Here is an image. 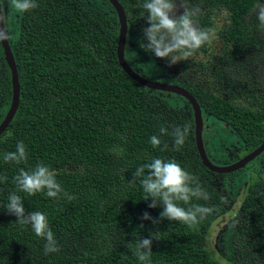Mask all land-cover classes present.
<instances>
[{
	"label": "trees",
	"instance_id": "trees-1",
	"mask_svg": "<svg viewBox=\"0 0 264 264\" xmlns=\"http://www.w3.org/2000/svg\"><path fill=\"white\" fill-rule=\"evenodd\" d=\"M35 2L38 7L23 13L16 41L8 40L19 97L12 119L0 134V177H7L0 181V264H142L134 249L145 238L152 239L150 264H231L216 259L218 249L208 241L207 231L216 217L232 209L215 186L217 176L232 172L214 173L201 164L187 102L182 98L189 113L171 108L155 90L125 75L115 57L117 31L110 24L75 8L70 0ZM118 2L126 16L128 2ZM134 2L135 9L147 15L142 8L145 0ZM201 2L224 9L226 25L218 33L221 40L234 48L250 43L246 20L255 4H264V0ZM212 12L206 10L196 17L199 28H211ZM6 70L2 100L9 105L7 66ZM163 82L185 88L201 112L228 125L243 143L242 155L264 141V110L237 106L176 77L168 76ZM185 124L190 128L188 143L177 151L174 138L162 135L160 129L171 133ZM153 135L161 139L159 147H152ZM18 142L25 144L27 160L5 162L3 156L14 152ZM156 158L179 163L195 177L191 186L199 184L210 197H193L188 204L177 202L178 206L201 205L213 211L188 226L161 218L162 205L150 208L152 201L145 200L142 177L133 174ZM38 163L55 172L62 188L57 198L18 190L13 178L21 168L30 171ZM243 190L241 212L237 214L236 209L232 221L236 232L246 233V240L235 239L233 245L243 242L245 251L258 252V263L264 264V182L249 175ZM12 193L21 196L26 214L39 211L46 215L58 252L45 255L46 241L35 235L31 225L17 223L7 212ZM145 212L152 219L143 220Z\"/></svg>",
	"mask_w": 264,
	"mask_h": 264
},
{
	"label": "rangeland",
	"instance_id": "rangeland-1",
	"mask_svg": "<svg viewBox=\"0 0 264 264\" xmlns=\"http://www.w3.org/2000/svg\"><path fill=\"white\" fill-rule=\"evenodd\" d=\"M77 9L86 11L91 16L105 21L117 31L116 15L106 0H70ZM129 4L126 14L127 31L124 45V57L129 66L143 77L163 82L168 76L176 77L190 87L211 92L220 97L234 101L237 106L253 110H264V27L257 18L256 3L247 17L246 27L250 35V43L241 47H232L221 40L218 33L226 25L224 9L215 6H204L201 0H174L177 15L185 9H199L198 15L210 13L211 28L215 30V38L206 43L202 51L195 52L186 60L170 64L166 59L157 58L154 53L145 51L140 45L146 44L142 29L148 27L147 15L137 11L134 0H125ZM1 9L8 11L7 27L12 33L14 43L21 31L23 14L11 11L7 0H0ZM196 24V22H195ZM197 26V24H196ZM170 59V58H169ZM6 63L0 50V115L7 111L8 104L3 102L2 91H6L3 82L6 76ZM156 91V90H155ZM157 96L166 99L168 106L185 113L190 109L178 95L156 91ZM181 98V99H180ZM166 109L164 110V112ZM202 116V142L208 158L217 165H226L240 157L243 143L241 139L223 122L205 112ZM188 143L186 138L184 145ZM183 145V146H184ZM264 182V151L241 169L215 178L216 190L226 206H232L227 213L216 217L208 227V241L211 239L213 248L218 249L216 259L231 264H260L258 252H246L242 244L234 246L233 241L246 240V233L235 231L233 213L238 209L244 198L248 177ZM243 187V188H241ZM233 220V221H232ZM214 241V242H213ZM214 255V253L212 254Z\"/></svg>",
	"mask_w": 264,
	"mask_h": 264
},
{
	"label": "clouds",
	"instance_id": "clouds-1",
	"mask_svg": "<svg viewBox=\"0 0 264 264\" xmlns=\"http://www.w3.org/2000/svg\"><path fill=\"white\" fill-rule=\"evenodd\" d=\"M7 3L11 11L16 14H23L38 7L35 0H7ZM142 8L147 13L148 27L142 29L147 43H142L140 46L145 51L154 53L157 58L168 60L170 64L188 59L203 45L215 38L214 29H201L196 26L194 17L199 9H185L177 15L174 0H145ZM257 18L260 25L264 27V5L258 7ZM7 23L8 11L0 9V42L12 39V33L6 26ZM189 131L187 124L183 127H174L171 133H168L165 128L160 129L162 135L170 134L174 138V148L177 151L184 145ZM150 143L153 148L159 147L161 139L153 135ZM164 147L166 148L167 145ZM119 151L122 152L123 149ZM3 160L16 164L25 162L27 160L25 144L18 142L16 150L6 153ZM145 169H147V174H145ZM133 176L142 177L140 183L146 194L145 200L151 198L152 201L148 206L150 208H155L158 204L163 206V211L160 213L161 218L192 226L213 211L211 207L201 205H193L188 209L178 206L177 202L188 204L193 197L203 200H208L210 197L199 184L195 187L191 186L195 182V177L174 160L164 161L156 158L151 163L137 168ZM13 179L18 190L30 196L44 192L49 198H57L62 192L60 184L55 179V172L42 163H38L30 171L21 168L19 174ZM6 180V176L0 177V181ZM6 210L17 218V223L31 225L35 235L46 241L45 255L59 251L45 214L39 211L26 214L21 196L15 193L9 195ZM142 219L152 218L145 212ZM151 244V238L141 239L134 249V255L142 264H150Z\"/></svg>",
	"mask_w": 264,
	"mask_h": 264
},
{
	"label": "water",
	"instance_id": "water-1",
	"mask_svg": "<svg viewBox=\"0 0 264 264\" xmlns=\"http://www.w3.org/2000/svg\"><path fill=\"white\" fill-rule=\"evenodd\" d=\"M109 5L112 7L113 11L116 15L117 21V34H116V43H115V57L118 63V66L121 70L125 73L127 77H129L134 82L144 86L145 88L161 91V92H168L175 95L180 96L183 98L187 104L189 105L191 112H192V119H193V139L195 149L197 151V155L200 159L201 164L209 171L214 173H229L233 172L237 169L242 168L246 163L253 160L256 156H258L261 152L264 151V141L261 142L257 147L253 150L245 154L244 156L240 157L239 159L235 160L232 163L226 165H217L212 162L204 149L203 142H202V116H201V109L193 95L185 88L170 84L167 82H160L156 80H150L142 75L135 72L127 63L124 57V45H125V38H126V31H127V22L125 13L118 2V0H106ZM1 9V5H0ZM0 47L3 53L4 61L7 65L10 75V101L5 112L3 118L0 121V134L3 130L7 127L8 123L12 119L15 110L18 104V97H19V84L17 78V71L15 67V62L13 58V54L11 48L9 46L8 41L0 42Z\"/></svg>",
	"mask_w": 264,
	"mask_h": 264
},
{
	"label": "flooded vegetation",
	"instance_id": "flooded-vegetation-1",
	"mask_svg": "<svg viewBox=\"0 0 264 264\" xmlns=\"http://www.w3.org/2000/svg\"><path fill=\"white\" fill-rule=\"evenodd\" d=\"M257 157V156H256Z\"/></svg>",
	"mask_w": 264,
	"mask_h": 264
}]
</instances>
